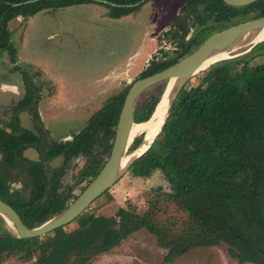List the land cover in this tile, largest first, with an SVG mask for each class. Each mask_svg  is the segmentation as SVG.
<instances>
[{
    "label": "trees",
    "instance_id": "trees-1",
    "mask_svg": "<svg viewBox=\"0 0 264 264\" xmlns=\"http://www.w3.org/2000/svg\"><path fill=\"white\" fill-rule=\"evenodd\" d=\"M27 1L30 0H0V55L6 53L12 63L18 61L10 28L14 19H29L49 9L96 3L41 0L24 4ZM106 1L123 6L141 0ZM105 6L110 9L109 16L116 19L139 8ZM187 6L195 20L193 25H197V35L186 40L189 26L178 18L174 37L179 44L174 55L164 56V61L154 59L141 78L177 63L208 36L264 16V0L244 7H232L223 0H188ZM262 55L264 42L242 56L221 60L204 72L197 86L185 88L178 96L162 133L129 170L139 178H149L159 171L171 184L170 193L159 192L151 197L152 211L121 208L119 220L85 212L75 220L77 227L71 231L65 226L28 239L19 238L0 218V264L12 257H20L24 264H89L141 229L154 235L167 250V264L197 247L219 245H225L239 264H264V63L250 64V60ZM166 86L167 82L158 84L148 90L147 96L140 97L134 110L136 123L151 117ZM128 90L111 98L91 119L97 127L95 131L105 132L99 140L107 143L104 153L108 157ZM142 139L134 142L131 151ZM104 165L102 162L93 170L92 181ZM7 194L0 170V198L12 204ZM170 203L185 218L172 215L160 220L157 213L166 207L164 213L168 215ZM24 220L30 228L45 221L33 217Z\"/></svg>",
    "mask_w": 264,
    "mask_h": 264
},
{
    "label": "rangeland",
    "instance_id": "rangeland-1",
    "mask_svg": "<svg viewBox=\"0 0 264 264\" xmlns=\"http://www.w3.org/2000/svg\"><path fill=\"white\" fill-rule=\"evenodd\" d=\"M184 1L154 0L153 4L158 7L151 3L147 4L144 7V19L136 17L135 14L131 18H111L106 16L109 9L98 3L59 10L49 9L29 18L31 21H28V28L24 32L23 27L28 19L23 17L14 19L12 22V28L15 29L14 38L22 43L18 47L20 67L17 70L14 65L6 61L7 57L0 56V82L5 72L16 73L20 78L21 70L27 65H34V68L52 74L61 82V85H58L61 93L57 89L52 93L51 99L69 100L71 105L83 104L80 108L76 107L75 111H71L69 106L64 109L63 112L77 115L75 120H71L74 118H67L68 120L60 118L57 121L51 119L54 131L63 136L62 134L69 131L81 129L89 118L108 102L109 98L116 96L121 92V88L129 85L128 77L132 78L131 83L138 80L141 73L137 75L136 73L142 71L146 60L150 57L153 43L156 47L153 57H161L165 53L173 56L174 47L179 39L174 37L175 31L172 35L165 34L170 28L169 23L159 26L154 24L152 29L150 30L149 27L148 30L147 22L159 7L166 6V9L161 11L164 15L168 14L164 19L174 17L173 11L180 9ZM191 34L197 35L196 27L191 30L190 36ZM250 50L247 48L238 50L226 59L242 56ZM261 63H264V55L250 60L252 66ZM204 72L193 78L186 88L197 86L200 79L205 76ZM35 77L39 83L42 82L41 76ZM120 80L121 83L124 80L121 86ZM5 81L12 80L8 78ZM10 96L4 90L0 100L8 99ZM15 97L20 98L21 93ZM3 105L0 103V114L8 113L5 111L9 106L7 103L5 105L8 107ZM159 192L166 194L171 192V184L161 172L156 171L149 178H139L128 171L114 187L108 190L107 194L98 198L99 200H96L87 212L119 220L121 208L138 212L152 211L149 210V200ZM165 209L157 213L160 220L172 215L180 219L185 218V215L172 203L167 207L168 215L164 213ZM76 227L77 223L74 221L66 229L71 231ZM166 254L167 250L159 245L157 238L146 229H141L121 245L109 253L96 257L89 264H167ZM3 264H24V262L20 257H12L6 259ZM171 264L239 263L230 257L225 245H219L197 247L181 255Z\"/></svg>",
    "mask_w": 264,
    "mask_h": 264
},
{
    "label": "flooded vegetation",
    "instance_id": "flooded-vegetation-1",
    "mask_svg": "<svg viewBox=\"0 0 264 264\" xmlns=\"http://www.w3.org/2000/svg\"><path fill=\"white\" fill-rule=\"evenodd\" d=\"M142 1L143 0L138 2L140 4L136 6L139 7L136 11L122 17L131 18V16L135 14L136 17L144 19V7L150 3L153 6L155 5L153 4L154 0ZM187 2L188 0H185L180 9L173 11L175 13L174 17L170 16V18L166 19H164V17L168 14L164 15L161 12L166 9V6L165 8H157L152 16H149L150 18L147 22L148 30L149 27L151 30L154 24L159 26L167 22L170 28L165 31V34L172 35L174 33L173 31H175L173 34L175 35L176 29L174 23L178 18H183L189 26V33L186 36V40L192 39L194 34L190 36V32L195 27L197 28V25H193L195 20L190 13ZM101 5L105 6V4ZM159 11L162 15L158 13ZM109 13L110 9L106 16H109ZM30 19H28L24 25L23 32L27 30L28 21H31ZM12 22L10 23V28L15 34V29L11 27ZM14 41L19 55L18 47H20L19 44L22 43H19L17 38H14ZM178 44L179 40L174 47V52L177 50ZM152 47L154 50L152 48L151 55L146 60L142 71L139 70L136 75L146 70L154 59L164 61V56L171 57L165 52L161 57H153L156 49L154 43ZM197 47L198 46H196L194 50ZM0 56H3V58L7 57L6 61L10 65H14L16 69L20 67L18 65L20 60L19 56L16 63H12L6 53ZM21 63L24 62L21 61ZM24 64L27 65L26 63ZM33 66L34 65H27L25 69L21 70L22 73L20 72V78L16 73L9 74L5 72L0 82V93L2 94V91L5 90L9 96L11 95L8 99L0 100V103L4 104L3 106H6V103L9 106H6L9 109L5 111L8 113L0 114V129L2 130L0 133V170L3 172L8 189L7 196L12 203L8 204L16 209L24 223V217L45 219L46 221L68 208L92 182L93 170L102 166V162L106 163L109 158L108 154L104 153L107 143L105 144V142H100L99 140L100 136H104L105 132L101 134L99 131H95L97 127L91 123V119L108 102L89 118L87 124L83 128L69 131L66 134H62L63 136H60L54 131L51 119L57 121V119L60 118H74L71 120H75L77 115L63 111L68 106L71 111H75L76 107L80 108L83 104L78 103V105H71L69 104V100L58 99V101L51 99L52 93L58 89V85H61V82L52 74L34 68L35 66ZM29 70L33 71L29 72ZM47 75H49V77ZM35 76H41L42 82L39 83ZM43 76H45L44 80ZM140 76L138 80L141 79ZM8 78L12 81H5ZM127 80L129 85L126 88L130 90L137 79L134 83H131L132 78L128 77ZM123 83L124 80L122 83L120 80V86L123 85ZM126 88H121V92L116 94V96L122 94ZM58 90L59 93H61V89ZM20 93V98L15 97L20 95ZM110 99L111 98L107 101H110ZM80 136L83 137L80 138ZM91 205L83 213L87 212ZM0 218L2 217L0 216ZM68 225L65 226L67 227Z\"/></svg>",
    "mask_w": 264,
    "mask_h": 264
},
{
    "label": "water",
    "instance_id": "water-1",
    "mask_svg": "<svg viewBox=\"0 0 264 264\" xmlns=\"http://www.w3.org/2000/svg\"><path fill=\"white\" fill-rule=\"evenodd\" d=\"M38 1L41 0H30L24 4ZM93 1L114 7L129 8L136 7L140 4L122 6L106 0ZM144 1L146 0L142 2ZM223 1L233 7H244L254 4L259 0ZM20 5L23 4H16L15 6ZM263 42L264 16L214 33L192 53L186 55L177 63L159 73L137 80L128 91L124 101L116 127V135L110 157L99 174L68 208L46 220L43 224L30 228L24 223L16 209L0 199V216L21 239L44 236L57 228H61L75 221L97 198L114 187L130 170L132 165L153 146L166 126L176 99L188 83L212 65L226 58H221L214 62H210L211 60L224 54L230 55V53L241 49H251ZM163 82H167V86L153 114L147 121L136 123L134 118L136 101L148 89ZM138 124H143L144 126L137 133H134V126ZM141 136L143 137L142 142L137 148L131 151L134 142Z\"/></svg>",
    "mask_w": 264,
    "mask_h": 264
},
{
    "label": "bare ground",
    "instance_id": "bare-ground-1",
    "mask_svg": "<svg viewBox=\"0 0 264 264\" xmlns=\"http://www.w3.org/2000/svg\"><path fill=\"white\" fill-rule=\"evenodd\" d=\"M230 54H231V53H230ZM236 54H237V53H236ZM228 55H229V54H224V55H222V56L217 57L216 59L211 60L210 62H214V61H216V60H218V59H221V58H228ZM170 85H171V84H170ZM158 125H159V123H158ZM143 126H144L143 124L135 125V126H134V133H137L139 130H141V128H142Z\"/></svg>",
    "mask_w": 264,
    "mask_h": 264
},
{
    "label": "crops",
    "instance_id": "crops-1",
    "mask_svg": "<svg viewBox=\"0 0 264 264\" xmlns=\"http://www.w3.org/2000/svg\"><path fill=\"white\" fill-rule=\"evenodd\" d=\"M12 27V26H11ZM153 50H154V48H153Z\"/></svg>",
    "mask_w": 264,
    "mask_h": 264
}]
</instances>
